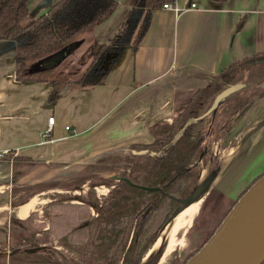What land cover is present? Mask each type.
<instances>
[{
	"label": "crops",
	"instance_id": "crops-1",
	"mask_svg": "<svg viewBox=\"0 0 264 264\" xmlns=\"http://www.w3.org/2000/svg\"><path fill=\"white\" fill-rule=\"evenodd\" d=\"M54 1L29 0L32 18L45 12ZM192 1L197 6L190 8ZM171 2L182 11L158 8L139 47L125 49L106 82L62 85L52 102L47 83L15 79V47L10 41L0 40V243L8 246L11 217L29 220L56 194L46 196L42 191L20 198L27 199L22 204L12 205L17 197L14 186L50 182L58 173L59 177L73 175L133 144H151V129L171 123L182 100L207 87L213 77L233 63L264 51V0ZM130 8L126 0H119L110 18L94 28L98 42L113 40ZM54 59H42L33 69L43 68L41 62ZM262 69L263 66L252 67L243 77L244 86L227 98L234 99L239 107L246 99H255L247 112L246 130L223 149L231 155L228 161L221 152L219 171L209 188L228 200H238L258 177L241 179L243 162L239 158L244 144L256 141L264 131V79L249 80L248 76ZM257 84L263 87L260 95L258 91L250 93ZM51 116L52 130L49 136L42 137ZM19 157L30 162L14 160ZM28 202L31 205L21 216L19 208ZM181 225L180 216L164 236L165 256L174 249Z\"/></svg>",
	"mask_w": 264,
	"mask_h": 264
},
{
	"label": "trees",
	"instance_id": "trees-1",
	"mask_svg": "<svg viewBox=\"0 0 264 264\" xmlns=\"http://www.w3.org/2000/svg\"><path fill=\"white\" fill-rule=\"evenodd\" d=\"M28 1L0 0V40L15 44V79L47 83L51 87L48 99L52 102L62 85L106 82L125 49L139 47L153 13L174 0H126L131 6L127 20L109 43L98 42L94 28L110 18L119 0H56L45 12L25 21L29 15ZM66 49L63 56L58 55ZM45 58L56 59L49 67L34 70L33 65ZM254 66L264 67V51L233 63L213 77L207 87L182 100L171 123L151 129V144H133L129 154L98 160L97 164L111 163L123 169V176L110 184L109 193L101 201L89 192L87 199H80L79 203H71L70 198L60 194L53 196L41 210V223L46 227L38 232L25 230L29 220L11 217L9 249L58 245L73 253L79 264H156L164 246L150 253L151 249L184 209L183 202L192 198L199 187L200 171L194 163L205 155L207 130L212 127L219 107L207 112L227 86H244L237 79L246 77ZM200 124L206 125L198 128ZM133 150L147 152L134 154ZM14 160L30 162L20 157ZM214 190L205 197L211 202L195 227L197 232H208L214 227L209 239L239 200L230 203L222 194L212 197Z\"/></svg>",
	"mask_w": 264,
	"mask_h": 264
},
{
	"label": "rangeland",
	"instance_id": "rangeland-1",
	"mask_svg": "<svg viewBox=\"0 0 264 264\" xmlns=\"http://www.w3.org/2000/svg\"><path fill=\"white\" fill-rule=\"evenodd\" d=\"M31 12L25 19V21L32 20ZM70 47V46H68ZM68 50L59 53V56H63ZM51 59V58H49ZM55 60V59H54ZM53 61V60H52ZM40 62H36L33 67H36ZM43 67H49L48 64H53L50 60H45L41 62ZM255 71V70H254ZM249 80H263L264 79V69L257 72L248 73ZM244 76H239L237 82H243L246 78ZM254 88V89H252ZM252 91H258L259 95L262 94L263 87L261 84L254 85L250 88V93ZM228 98V97H227ZM234 99H226L220 106H218L221 111L216 110V115L212 123V127L207 130V137L205 141L206 152L202 158L196 159L194 163L195 167L200 171V180H199V189L197 193L187 200L184 203L183 208L185 209L191 202H196L201 200L198 212L193 216L188 222V226L183 224V221L187 217L188 212H184L182 217L181 230L176 236V244L174 249L165 256V248L167 242L162 239L159 242L157 250L161 245L162 252L156 264H185L189 256L195 253L200 249L205 242L209 239L211 229L208 232H197L195 230L196 225H199L201 214L206 212L211 199L205 200L206 194L209 191L211 185V179H209V173L215 172L219 161L217 157L221 155V152L224 148L228 147L229 144L238 139L241 134L246 130V116L247 112L250 110L252 102L255 99H246L245 104L241 107L238 104L233 102ZM243 102V103H244ZM241 104V102H239ZM253 106V105H252ZM239 110L238 114L233 115ZM234 119V120H233ZM206 124L198 125V128L204 127ZM207 128V127H205ZM204 129V128H203ZM206 131V129H204ZM240 134V135H239ZM251 139L249 142H246L243 146V149L240 154L239 162L242 163V175L241 179L248 177L249 175H256L255 177L262 175L264 172V131L258 135L256 141L252 142ZM125 152V153H124ZM131 153V146L126 151H120L116 155L117 157L124 156ZM211 153V154H210ZM216 153V157L213 158V154ZM210 154V156H209ZM205 173V176L202 180V175ZM123 176V169L119 166H116L111 163H104L99 165H90L81 172L74 173L73 175L60 176L59 173L56 175V178H52L50 182L44 183H23L21 186H14V200L13 203H18L20 198L24 196H33L40 192H44L46 196L51 193H56L53 196H66L71 200H80L87 199V193H93L95 197L101 201L104 196L109 193L111 189L110 184L113 181H117L119 177ZM29 178V177H28ZM97 188L98 190H96ZM108 189V190H107ZM102 191V193H101ZM58 192V193H57ZM104 193V194H103ZM98 195V196H97ZM50 196V195H49ZM51 195V197H53ZM213 196H221V193L217 190H214ZM79 198V199H78ZM235 198V197H232ZM229 199V198H228ZM227 199V201H228ZM203 201V202H202ZM230 203L233 200H229ZM41 208V207H39ZM40 210V209H39ZM204 211V212H203ZM180 213V212H179ZM178 213V214H179ZM177 214V215H178ZM24 215V214H22ZM21 215V216H22ZM94 215V211H93ZM176 215V216H177ZM175 216V217H176ZM173 220V219H172ZM41 211L33 214V216L26 223L25 230L27 232L40 231L45 228V223H41ZM18 225V224H17ZM218 225V224H217ZM167 228V227H166ZM213 232V231H212ZM9 240V234H8ZM9 244V243H8ZM152 253V252H151ZM165 256V257H164ZM0 264H79L76 260V257L73 253L62 249L58 245H45L40 246L39 248L25 250V249H16L11 250L7 243H0Z\"/></svg>",
	"mask_w": 264,
	"mask_h": 264
},
{
	"label": "water",
	"instance_id": "water-1",
	"mask_svg": "<svg viewBox=\"0 0 264 264\" xmlns=\"http://www.w3.org/2000/svg\"><path fill=\"white\" fill-rule=\"evenodd\" d=\"M13 45L15 47L14 43ZM241 87L243 85L237 83L223 89L216 96L207 114ZM132 152L144 154L147 150ZM262 261H264V175L238 200L214 235L186 264H260Z\"/></svg>",
	"mask_w": 264,
	"mask_h": 264
},
{
	"label": "bare ground",
	"instance_id": "bare-ground-1",
	"mask_svg": "<svg viewBox=\"0 0 264 264\" xmlns=\"http://www.w3.org/2000/svg\"><path fill=\"white\" fill-rule=\"evenodd\" d=\"M230 154L227 152V151H223V158H224V160L225 161H228L229 159H230ZM204 176H205V173H203V175H202V180H203V178H204ZM203 202V201H202ZM200 204H201V200L199 201H196V202H191L185 209H183L176 217H174L173 218V220H171V222L167 225V228L163 231V233L161 234V236L159 237V239H158V241H157V243H156V245L151 249V251H150V253L151 252H153L156 248H157V246H158V244H159V242H161L162 241V239L164 238V236L166 235V233L172 228V226L174 225V223L178 220V218L184 213V212H188L187 213V217L185 218V220L183 221V224H185V226H188V222L190 223V220H191V218L193 217V216H195V214L198 212V210H199V206H200ZM30 205H31V202H28V203H26V204H24L23 206H21L20 208H19V213H20V215H22V214H25L26 213V211L28 210V208L30 207ZM201 207V206H200ZM155 252V251H154ZM148 255V254H147ZM153 258V257H152ZM154 259V258H153Z\"/></svg>",
	"mask_w": 264,
	"mask_h": 264
},
{
	"label": "built area",
	"instance_id": "built-area-1",
	"mask_svg": "<svg viewBox=\"0 0 264 264\" xmlns=\"http://www.w3.org/2000/svg\"><path fill=\"white\" fill-rule=\"evenodd\" d=\"M197 6V3L195 1H192L191 4H190V8L191 7H196ZM164 8H168V10H172V11H175V12H181L182 11V8H179L174 2H167V3H164L163 5ZM189 8V7H188ZM187 10V8H186ZM53 123H54V119L53 117H48L47 119V127L46 129L42 132V137H47L49 136L51 130H52V126H53ZM68 126H65V130H68ZM96 190H98L97 188H95ZM108 190V189H107ZM99 191V190H98ZM100 192V191H99ZM102 193V191H101ZM104 194V193H103Z\"/></svg>",
	"mask_w": 264,
	"mask_h": 264
},
{
	"label": "flooded vegetation",
	"instance_id": "flooded-vegetation-1",
	"mask_svg": "<svg viewBox=\"0 0 264 264\" xmlns=\"http://www.w3.org/2000/svg\"><path fill=\"white\" fill-rule=\"evenodd\" d=\"M206 152V151H205ZM211 154V153H210ZM210 154H209V156H210ZM216 153H214L213 155V158L214 157H216L217 155H215ZM203 156H201L200 158H202ZM218 158V161H219V159H220V155H219V157H217ZM218 167H219V164H218ZM218 171H219V168H217L216 169V171L215 172H212V173H209V179H211V182L213 181V179L215 178V176L217 175V173H218ZM199 180H200V178H199ZM212 189H209V191L207 192V194H206V196L209 194V192L211 191Z\"/></svg>",
	"mask_w": 264,
	"mask_h": 264
}]
</instances>
